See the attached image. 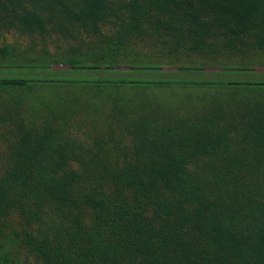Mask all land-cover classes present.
<instances>
[{"label": "trees", "instance_id": "1", "mask_svg": "<svg viewBox=\"0 0 264 264\" xmlns=\"http://www.w3.org/2000/svg\"><path fill=\"white\" fill-rule=\"evenodd\" d=\"M256 65L264 0H0V72L71 74H0V264H264V82L178 78Z\"/></svg>", "mask_w": 264, "mask_h": 264}, {"label": "rangeland", "instance_id": "2", "mask_svg": "<svg viewBox=\"0 0 264 264\" xmlns=\"http://www.w3.org/2000/svg\"><path fill=\"white\" fill-rule=\"evenodd\" d=\"M10 40H13L11 38ZM208 72H215L219 71V68L213 69V68H206ZM53 70V71H52ZM51 71H39V70H10L8 73H2L6 71H1L0 74L4 75L5 77H12L17 79H25V80H56L58 78H65V76H69L71 74H66L69 70L68 67H53ZM163 70L168 72H174L176 68H163ZM254 70L256 73L260 75H253L247 76L248 74L244 73H227V74H219V76H210L207 75L206 72L204 73H195L191 74L190 77H181L178 78H185L187 80H202V79H209L210 77H214L213 80L220 82V83H229V82H250V81H257V82H264V66L262 65H256L254 67ZM72 78L80 79V80H87V78H112L115 77L118 79H121L122 77L125 79H134L139 81H147V80H154L161 78V75H154L153 72L149 71H140V72H134L127 74L126 76L123 74H88L86 72L77 71L75 75L71 76ZM65 89V88H63ZM75 89V88H74ZM150 91V97L153 98L156 94L159 96V98H162L160 100L168 102L169 100H181V99H187V97H195L196 93H204V91H201L202 89H189V88H180V87H174V88H166V87H153L149 88ZM206 93V92H205ZM55 99H57V96H54Z\"/></svg>", "mask_w": 264, "mask_h": 264}]
</instances>
